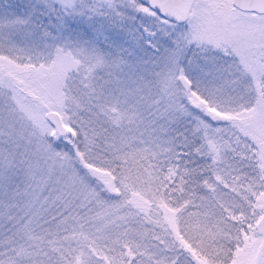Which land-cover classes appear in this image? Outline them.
I'll use <instances>...</instances> for the list:
<instances>
[{"label":"snow or ice","instance_id":"snow-or-ice-1","mask_svg":"<svg viewBox=\"0 0 264 264\" xmlns=\"http://www.w3.org/2000/svg\"><path fill=\"white\" fill-rule=\"evenodd\" d=\"M0 264H264V0H0Z\"/></svg>","mask_w":264,"mask_h":264}]
</instances>
